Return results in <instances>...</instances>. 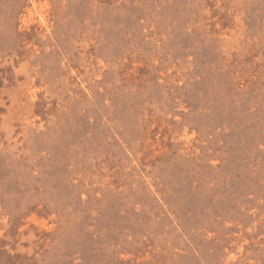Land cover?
<instances>
[{"label": "rangeland", "instance_id": "obj_1", "mask_svg": "<svg viewBox=\"0 0 264 264\" xmlns=\"http://www.w3.org/2000/svg\"><path fill=\"white\" fill-rule=\"evenodd\" d=\"M0 264H264V0H0Z\"/></svg>", "mask_w": 264, "mask_h": 264}]
</instances>
